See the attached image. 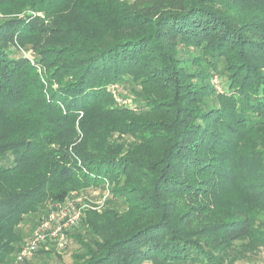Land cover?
<instances>
[{"label": "trees", "instance_id": "obj_1", "mask_svg": "<svg viewBox=\"0 0 264 264\" xmlns=\"http://www.w3.org/2000/svg\"><path fill=\"white\" fill-rule=\"evenodd\" d=\"M100 187L65 264H264V0H0V264Z\"/></svg>", "mask_w": 264, "mask_h": 264}, {"label": "rangeland", "instance_id": "obj_2", "mask_svg": "<svg viewBox=\"0 0 264 264\" xmlns=\"http://www.w3.org/2000/svg\"><path fill=\"white\" fill-rule=\"evenodd\" d=\"M110 198L109 193L107 190H104L103 188H91L85 191H82L78 194L72 195L71 198H69L65 203L61 205H54L51 209V212H57V213H63V212H69L68 217H74L78 216V218L83 214L85 211H96V212H102L106 208V203L108 202V199ZM50 212V211H49ZM45 216H43L44 219H47L51 212ZM35 220V219H34ZM39 222V221H38ZM37 221H31V223H25L21 227V232L23 234V241H24V235L25 237L29 236L28 233L30 232V228L32 225H34L33 230L30 234V237L26 238V242L19 247V249L15 252L14 256V264L17 263V257L19 252L26 247L25 245L31 241L34 237L33 232L35 231L36 227L39 225ZM37 224V225H36ZM70 229V230H69ZM65 231V242L59 243L56 239H47L43 244L38 246L36 251L32 252L31 254L24 257L22 262H28L29 264H32V262L36 264H65L70 262V254L73 253V251L76 248V245L74 246L73 243H71V240L68 239V235L74 230L69 228ZM69 230V231H68ZM70 237V236H69ZM73 242V241H72ZM45 245V246H44ZM44 246V248H52L53 256H50L49 259H46L45 257H38L35 252L38 251V249ZM264 255V253H262Z\"/></svg>", "mask_w": 264, "mask_h": 264}, {"label": "built area", "instance_id": "obj_3", "mask_svg": "<svg viewBox=\"0 0 264 264\" xmlns=\"http://www.w3.org/2000/svg\"><path fill=\"white\" fill-rule=\"evenodd\" d=\"M214 83L217 84L218 80L215 78ZM69 212L57 213L51 212L47 219H43L33 232V239L26 244L18 254L17 260L21 261L27 255L36 251L38 246L43 244L47 239H56L59 243H64L66 236L65 231L78 221V216L68 217Z\"/></svg>", "mask_w": 264, "mask_h": 264}]
</instances>
